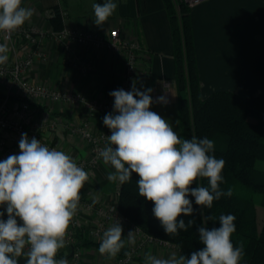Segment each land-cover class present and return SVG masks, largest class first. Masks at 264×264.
Instances as JSON below:
<instances>
[{
  "label": "clouds",
  "instance_id": "9594fccd",
  "mask_svg": "<svg viewBox=\"0 0 264 264\" xmlns=\"http://www.w3.org/2000/svg\"><path fill=\"white\" fill-rule=\"evenodd\" d=\"M21 4L22 0H0V32L8 38L33 15ZM92 8L95 25L100 26L113 15L117 4L105 0ZM8 51L7 44H0V65L7 62ZM152 92V88L142 91L133 83L130 91L109 93L114 98V112L106 114L103 123L111 135L99 156L114 169L108 173V181L124 184L133 173L138 176L139 195L153 202V215L168 236H175L196 223L195 219L187 223L179 219L194 215L190 196L197 206L211 209L214 200L231 197L232 190L220 188L226 162L210 155L214 142L207 137L182 139L167 119L150 110L153 103H168L166 96L154 101ZM19 149V154L0 160V206H6L7 212L5 220L0 211V264H18L20 257L26 264H70L66 257H55L66 246L67 229L78 210L88 173L70 155L50 149L26 133L21 135ZM198 178H206L208 186L191 187ZM214 219L202 215L198 234L203 247L190 257L171 254L164 259L146 253L144 264H240L244 242L236 246L231 240L236 217L222 214L220 226L208 228ZM126 242L135 244L134 231L128 232L125 241L121 223H113L103 232L99 253L115 258Z\"/></svg>",
  "mask_w": 264,
  "mask_h": 264
},
{
  "label": "crops",
  "instance_id": "0c3cea01",
  "mask_svg": "<svg viewBox=\"0 0 264 264\" xmlns=\"http://www.w3.org/2000/svg\"><path fill=\"white\" fill-rule=\"evenodd\" d=\"M105 0H22V7L33 11L32 17L24 23L40 29H52L49 12L59 5L67 14L65 27L72 30L93 33L106 37L111 29L119 28L124 38L137 32L143 54L140 63L143 74L137 80V88H152L153 92L163 90L164 81L173 83L171 103H153L151 111L167 119L171 124H179L180 96L176 87V61L172 23L163 0H113L117 9L102 25H95L92 5ZM191 19L198 59L201 94L207 98L220 90H229L244 96H255L264 90V0H206L191 7ZM18 48H9L6 64H11L13 54L24 57L29 50L26 43H18ZM71 51L49 38L43 44L47 60L36 59L35 66L26 77L38 84H46L54 89L81 91L87 95L107 100L109 93L122 89L124 85V53H111L95 49L90 45H75ZM92 64L93 71L85 72L84 66ZM0 84V96L4 92ZM153 92L151 95H153ZM153 98V97H152ZM35 118L49 114L57 121L54 130L47 136L54 144L74 159L88 154L87 144L80 137H67L64 123L68 120L84 118L78 107L56 104L53 107L43 103H33ZM100 130H107L104 116H87ZM180 132V130H179ZM20 151V150H19ZM114 169L104 162L88 174V180L81 189L85 199L107 206L118 203L117 192L120 183L107 179ZM91 217L85 215L86 222ZM125 241L129 231H134L135 244L126 242L125 248L115 258L136 246L142 236L132 226H122ZM87 234L80 236L79 247L84 259L89 262H111L99 253V245L89 241ZM146 253L167 259L171 254L182 253L166 243H149L138 251L134 264H144ZM69 258V257H66Z\"/></svg>",
  "mask_w": 264,
  "mask_h": 264
},
{
  "label": "trees",
  "instance_id": "16d2710c",
  "mask_svg": "<svg viewBox=\"0 0 264 264\" xmlns=\"http://www.w3.org/2000/svg\"><path fill=\"white\" fill-rule=\"evenodd\" d=\"M163 1L172 23L175 83L180 96V137H207L214 142L210 155L226 162L220 188L223 191L231 189L232 196L214 200L211 209L197 206L194 197L190 196L194 215H182L179 219H184L186 223L195 219L196 223L187 231L180 230L178 235L168 236L153 215V202L139 195V178L133 173L129 182L119 184L118 209L131 225L146 236L168 242L186 257L203 247L198 234V228L203 224L202 215L215 218L206 225L212 228L220 226V215L232 214L236 217V231L231 240L236 246L240 241L244 242L240 264H264V214H261L254 197L256 193L261 196L258 204L264 209V168L257 167L259 162L264 164V90L255 96L220 90L203 98L200 95L197 51L190 20L192 8L185 0ZM61 10L59 5L54 6L49 17L56 31L65 28ZM196 186L207 187V179L198 178L191 187Z\"/></svg>",
  "mask_w": 264,
  "mask_h": 264
},
{
  "label": "built area",
  "instance_id": "2783aa9c",
  "mask_svg": "<svg viewBox=\"0 0 264 264\" xmlns=\"http://www.w3.org/2000/svg\"><path fill=\"white\" fill-rule=\"evenodd\" d=\"M185 1L191 8L206 0ZM60 13L65 21L67 14L63 10ZM52 14V12H49L48 16L50 17ZM49 38L62 44L64 50L67 51H71L72 46L75 45H90L95 49L106 50L111 53L123 52L125 74L122 89L125 91H130L133 83L137 84V80L144 73L140 63L143 54L142 43L137 32L133 33L130 38H124L119 28L111 29L106 37L66 27L61 31H56L53 28L44 30L27 25H23L13 32L10 38L7 37L5 32H0V44H7L8 48L15 50L18 48L17 44L23 42L30 47L24 57L14 52L11 64L4 63L0 65V84H4L5 87L3 95L0 96V160L6 159L9 155L19 154V140L23 133H26L30 139L35 137L50 149L54 148L65 152L47 136V131L54 130L57 121L52 120L49 114L36 119V109L33 103H43L50 107L56 104H65L78 107L81 110L80 112L85 115L81 119L68 120L63 125L67 137H80L87 144L88 154L80 160L73 159L78 166L89 174L102 164L103 160L99 156V151L108 143L107 136L111 135V130L98 129L87 116H105L113 113L114 98L101 100L94 96L89 97L81 91L54 89L46 84L34 83L29 77H26L33 70L36 59L47 60V54L42 47L45 40ZM83 70L89 73V71L94 70V67L88 63ZM162 84L163 90L161 92L154 91L152 97L156 101L157 97L166 96L168 103H156L168 105L171 103L173 83L166 80ZM117 195L119 197V190ZM0 211L4 212L2 218L6 220V206H0ZM85 215L91 217V222H86L88 220L84 219ZM118 221L121 226H132L120 214L118 203L106 207L103 204L85 199L81 195L78 210L67 229L66 246L58 251L55 258L69 257L67 259L70 264H134L136 255L142 246L149 243H166L170 245L168 242L146 236L140 229L133 226L138 234L142 236L136 246L131 247L111 262L86 261L78 244L80 236L87 234L86 237L90 241L100 244L103 232ZM18 223L22 222L18 220ZM27 250L26 248L25 252ZM125 253H130V256H126Z\"/></svg>",
  "mask_w": 264,
  "mask_h": 264
},
{
  "label": "rangeland",
  "instance_id": "374dc122",
  "mask_svg": "<svg viewBox=\"0 0 264 264\" xmlns=\"http://www.w3.org/2000/svg\"><path fill=\"white\" fill-rule=\"evenodd\" d=\"M173 125V129H174V131H176L177 132V134L180 136V133H179V124H172ZM257 167H259V168H264V164L263 163H261V162H259L258 163V166ZM254 197H255V200H256V204L258 205V207L260 208V210H261V214H264V209H262V207L258 204V203H260L259 201H260V198H261V196L259 195V194H254Z\"/></svg>",
  "mask_w": 264,
  "mask_h": 264
},
{
  "label": "water",
  "instance_id": "95a60500",
  "mask_svg": "<svg viewBox=\"0 0 264 264\" xmlns=\"http://www.w3.org/2000/svg\"><path fill=\"white\" fill-rule=\"evenodd\" d=\"M18 264H26V259L25 258H20L18 260Z\"/></svg>",
  "mask_w": 264,
  "mask_h": 264
}]
</instances>
